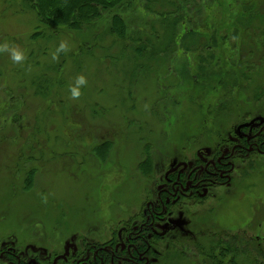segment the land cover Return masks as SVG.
Segmentation results:
<instances>
[{
  "label": "rangeland",
  "instance_id": "1",
  "mask_svg": "<svg viewBox=\"0 0 264 264\" xmlns=\"http://www.w3.org/2000/svg\"><path fill=\"white\" fill-rule=\"evenodd\" d=\"M199 1L187 13L193 27L204 17ZM223 1L230 8L227 21L235 15L219 27L217 46L226 51L225 61L216 71L197 74L196 51L205 54L198 37L184 38L180 51L188 50L186 57L175 49L180 44L163 52L161 18L144 8L167 17L172 6L162 0H128L120 11L127 22L123 38L108 32V12L80 30L40 27L42 36L33 38L35 13L22 0H0V44L18 45L26 56L15 64L0 52V241L43 245L46 251L56 245L63 250L75 236L108 235L119 218L138 208L171 160L201 154L229 136L244 116L264 112V19H246L253 3L254 10L264 11V0ZM207 3L219 7L216 0ZM240 32L247 35L241 39ZM61 41L70 50L53 60ZM145 45L159 51L154 59L135 55L136 47ZM237 48L246 61L234 67L231 54ZM167 52L173 58L162 60ZM80 75L87 84L74 100L70 87ZM147 157L151 170L144 173L140 163ZM263 160L240 167L245 174L238 187L217 189L215 197L189 208L182 215L188 227L208 231L206 237L219 231L222 239L225 233H246L252 241L258 235L264 250ZM203 240L207 250L209 240ZM188 241L177 240L174 258L165 257L162 243L157 264H215ZM237 246L235 264H264L253 244Z\"/></svg>",
  "mask_w": 264,
  "mask_h": 264
},
{
  "label": "flooded vegetation",
  "instance_id": "2",
  "mask_svg": "<svg viewBox=\"0 0 264 264\" xmlns=\"http://www.w3.org/2000/svg\"><path fill=\"white\" fill-rule=\"evenodd\" d=\"M229 132V136L204 148L201 154L195 152L191 158L171 160L152 183L151 191L142 196L138 208L119 218L108 235L75 236L69 245L61 246L63 250L56 245L52 249L46 247V251L41 249L43 245L28 247L1 240L0 261L5 264H157L162 261L160 245L165 246V257L172 254L174 258L177 240L182 238L192 242L203 255V239L218 244L222 239L219 231L203 236L208 231H200L193 225L189 228L182 215L204 199L215 197L217 189L238 187L245 174L240 167H251L257 157L264 158V112L244 116ZM180 216L183 221L178 219ZM235 234L238 233H225L222 240H233ZM238 236L251 244V235ZM253 241L261 244V237L254 235ZM228 243L232 248L235 246ZM228 258L232 261L235 252L229 250Z\"/></svg>",
  "mask_w": 264,
  "mask_h": 264
},
{
  "label": "trees",
  "instance_id": "3",
  "mask_svg": "<svg viewBox=\"0 0 264 264\" xmlns=\"http://www.w3.org/2000/svg\"><path fill=\"white\" fill-rule=\"evenodd\" d=\"M7 1V0H6ZM24 4H26L34 13L37 20V23L35 25L34 31L30 34L31 37H41L43 31L40 27L45 26H61L65 27L67 29H73V30H80L83 29L86 26L91 25L94 21L99 19V17L102 16L103 13L108 12L110 16V23L108 27V32L116 37V38H123L126 32L127 28V22L123 16V14L120 12L122 8L126 7L128 0H22ZM156 1V0H155ZM164 4H168L172 6V9L169 10L170 15L165 17L166 12H159L156 11L153 8H151L149 5H145V11L151 12V13H157L156 18H161V23L165 31L163 34L164 37L167 38L166 42L163 44L165 45L164 51H167L168 45L175 44L179 45L180 47L175 48L177 51H180V48L182 47V44L184 43V38H194V39H201L196 44L200 45L201 51L205 52V54L200 53V50L196 51V60L199 64L195 67L197 74H202L204 72L205 68H208L211 70V72L216 71L217 68L222 67V63L220 64V61L223 57L222 53L226 52L225 50H218L217 42L221 39L219 32V27H221L222 24H228L231 23L233 16H230V19L227 21V10L230 9L228 6L224 5L223 0H216L218 2L219 7H214L211 4H208V0H201L198 3V7L202 10H204V17L201 25H198L197 27L191 26V24H188L189 17H187L189 9H192L191 4L194 3L196 0H162ZM205 2V3H204ZM213 4V1H212ZM254 5L252 4V11H249L246 17V19H251L252 17L259 16L261 19H264V11H259V9L256 7L254 10ZM258 5V4H257ZM262 7V6H261ZM219 10V12H218ZM221 13V16H220ZM238 10L235 12L237 14L236 17H238ZM254 15V16H253ZM238 24L236 23V26ZM188 26V27H187ZM246 28V27H245ZM211 29V30H210ZM241 30V27L239 28ZM209 31V32H208ZM245 31V30H242ZM245 32H240V38L245 37ZM247 35V34H246ZM204 38V39H203ZM147 43L149 40H146ZM239 42L236 43L237 45H240L242 41L238 40ZM222 43V42H221ZM212 45H215L214 48H211ZM179 48V49H178ZM237 49H232L233 56H236V61L234 67L238 66V63L241 59H244L246 61V55L242 56V52ZM198 50V49H197ZM143 52H146L144 54ZM159 51H152L151 52L146 48V45L144 47H136L135 49V55L139 57H143L147 59H154L156 56L155 54H158ZM183 56H187L188 50H183L179 52ZM168 52L165 54L163 53L162 60L169 59L171 60L173 56L171 53ZM263 54V52H262ZM165 55V56H164ZM191 55H195V52L192 51ZM176 55H174L175 57ZM262 58V55H261ZM188 59V58H187ZM228 62V60H227ZM224 63V62H223ZM217 67V68H216ZM59 66H56V70L59 71ZM200 70V71H199ZM208 70H206L207 72ZM220 71V70H219ZM223 72H218L220 75V79L222 82V79H224ZM210 74V73H209ZM217 73L214 75L216 76ZM43 76V75H42ZM236 76L238 77L237 80L239 82L241 81L242 76L240 75L239 70L236 71ZM244 75L243 77H245ZM194 77H197L194 75ZM248 78V76H246ZM217 80H219L218 77H216ZM45 82H48L47 79H44ZM36 91L39 93V88L36 89ZM41 95H46L43 90L40 91ZM107 143V142H106ZM105 142H103L101 145L103 146ZM140 169L144 173H148L151 170V163L149 158L147 157L142 163H140ZM33 174L32 172L29 173L28 179L30 180L31 176ZM234 239L225 241L220 239L218 244L215 242L212 243V241H209L210 244L208 249L205 250V244L202 245L203 254L206 255L208 258L212 260L215 264H223L224 260L228 258L229 250L235 252V256L238 255V244L241 246H247V242H243L238 234H235ZM228 241L233 243L235 246H229ZM237 243V244H236ZM251 244H253L255 252L262 254L264 257V250L262 246L258 242L251 241ZM207 244V242H206ZM250 244V245H251ZM249 245V244H248ZM218 249V253H216V250ZM236 257L231 261L228 258V263H236Z\"/></svg>",
  "mask_w": 264,
  "mask_h": 264
},
{
  "label": "clouds",
  "instance_id": "4",
  "mask_svg": "<svg viewBox=\"0 0 264 264\" xmlns=\"http://www.w3.org/2000/svg\"><path fill=\"white\" fill-rule=\"evenodd\" d=\"M69 46L66 41H61L59 47L56 49V53L53 54V60H58V54L60 52L69 51ZM0 52H7L10 55V58L15 64H22L26 59L25 53L20 49L18 45H9V43L5 42L0 44ZM87 84V80L83 75H80L76 78L75 84L70 87L71 98L76 100L79 99L82 95L81 87Z\"/></svg>",
  "mask_w": 264,
  "mask_h": 264
}]
</instances>
